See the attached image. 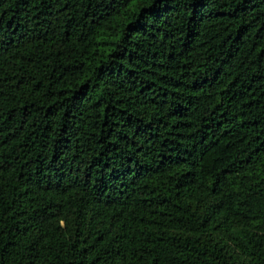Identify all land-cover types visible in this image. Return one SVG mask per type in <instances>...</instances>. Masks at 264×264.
<instances>
[{
    "label": "trees",
    "instance_id": "trees-1",
    "mask_svg": "<svg viewBox=\"0 0 264 264\" xmlns=\"http://www.w3.org/2000/svg\"><path fill=\"white\" fill-rule=\"evenodd\" d=\"M0 264H264V0H0Z\"/></svg>",
    "mask_w": 264,
    "mask_h": 264
}]
</instances>
